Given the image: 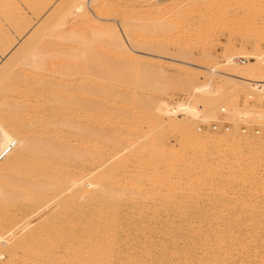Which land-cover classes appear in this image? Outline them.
I'll list each match as a JSON object with an SVG mask.
<instances>
[{
    "label": "bare ground",
    "instance_id": "bare-ground-1",
    "mask_svg": "<svg viewBox=\"0 0 264 264\" xmlns=\"http://www.w3.org/2000/svg\"><path fill=\"white\" fill-rule=\"evenodd\" d=\"M71 1L74 3L73 7L77 8L79 5L81 8L85 7L87 2V0H62L65 6L68 4L71 6ZM114 1L112 4L110 0L108 2L113 5ZM138 1L134 0L123 4L120 2L118 6L110 7L108 2L98 4L99 0H90V5L93 7L97 5L99 10L102 6L99 13L105 11L108 14H103L116 16L118 19L120 15L124 14V17L130 14H126L127 12H135L138 6L146 2L143 0L144 2L139 5ZM262 1L264 4V0ZM63 6L60 11L58 10L60 13L56 11L57 9L52 10L29 35V38L23 40L17 50L0 66V154L11 147L9 152L0 158V201L8 199V202L15 207H22L26 198L41 191L50 198V222L44 223L42 226L44 238L50 239L53 249H51L52 254L48 255L46 244L40 245L39 251L44 258L43 264H264V244L261 243L262 237H264V209L243 211L226 208L221 210L186 209L182 205H175L177 198L164 193L161 188L164 186V179L160 174L164 171H160V173L157 170H148V158H144L140 163L139 168L144 171L137 181L132 174L136 172L134 168H127L125 171L122 180L125 184L129 183V187H126V184L125 188L121 189L118 175L113 173L118 168V146H130L129 151L132 157L142 153L152 158L159 157L158 162H160L163 158L162 153H165V149L159 146L160 141L175 135L174 137H179V142L177 140L179 144L175 145L174 153L183 152L190 161L199 156L200 148L212 145L225 159L223 163L215 164L216 169L220 167L223 172H226L232 169L231 166L238 171L242 167H248L252 174H255L257 166H260V161L256 156L246 159L244 154L253 149H263L260 138L252 136L248 139L249 137L245 138L246 136L244 137L243 134L234 137L232 133L225 134L224 132L223 136L216 138L212 134L205 135L204 131V135H200L193 128L191 130L189 127L188 130L190 124L188 121H182L188 119L187 111L178 110L175 112L174 116L180 119L179 121L170 117L162 109L161 104L152 102L156 101L152 93L154 96L156 94L152 91L149 93V86L152 85L149 84L150 74L147 75L146 72V74L140 75V82H144V84L140 83L143 86V88L140 86L143 89L140 90L143 92L145 90L146 97L143 107L142 100L139 101L137 94L133 91L136 88L131 89L128 86L131 83H129L130 80L128 81L127 77L125 80L121 76L124 73L118 75L119 66L114 65L118 56L111 58L114 55L110 57L111 59H106L98 68L97 72L100 78L96 81L95 86L93 85L94 87L88 91L91 97L88 98L89 101L86 102V105L84 102L86 101L85 93L78 92L79 89H76V94L75 89L73 90L74 83L71 86L70 82H63L69 75L72 61L75 59L77 61L85 60L86 53L81 50L76 57L72 56L73 60L61 65L56 63V56L53 53L55 46L60 44L66 49H72V43L76 42L74 39L79 40L76 37V35L79 36L78 33L80 36L85 33L92 34L99 44L98 47L105 45L107 48H114L116 44L124 48V44L121 42V34L117 31L118 29L114 32L111 31V35L110 32L106 33L110 35L112 41H106L107 35L102 39L103 30L101 29L106 23L102 27L101 21H95L89 8L86 7V9L83 8L85 13L82 12V14L84 13L83 18L85 17L84 22L81 18L82 25L79 24V21L76 23L81 26H79L81 32H78V27L75 26L77 32L74 34L76 33V35L72 34L73 30H69L71 27H65L66 14L60 15L63 9L68 8V6L67 8L65 6L63 8ZM96 9L95 12H98ZM128 17H125L128 20L124 18L127 23L123 21V24L125 23L126 31L128 28L129 32L127 33H133L130 28L132 27L131 18ZM107 27L104 29H114ZM56 30L66 31L64 32L66 34L63 33L59 38L54 37L53 33ZM69 31L72 35H68ZM129 36H133V34H129ZM134 36L137 37L135 34ZM38 37H42V45L36 48L31 47L32 41ZM4 41L5 44L9 42L8 39ZM108 41L110 45L106 44ZM104 42L106 43L104 44ZM131 42L135 44L134 41ZM261 43L259 41L258 45L256 43V47H253L256 61L252 66L239 67L233 61V55H227L225 56L226 60L224 59L230 66L227 70L222 69V65L220 66L216 59L214 64L210 62L211 65L205 67L192 61L185 62V57L183 60L181 59L184 61L182 67H186L185 72L187 68L188 70H198L203 67V70L206 68L212 73L219 72L229 80L243 79L245 81L244 79L253 77L248 81L254 82L255 88H260V86H264V65L262 64L264 51L261 49ZM116 45L114 50L112 48L113 52L115 49L118 50ZM121 47L120 51L123 49ZM127 47L123 49L124 52L129 50ZM189 53L193 52L189 51ZM189 53L185 51L182 54L190 55ZM177 56L179 57V55L171 54L167 59L180 61ZM204 57L209 56L205 53ZM191 59L189 58V60ZM205 59L208 61L207 58ZM112 61L114 63L111 64ZM60 67L65 70L61 76H57L56 73ZM123 80L128 82H123ZM77 81L80 82V79ZM119 82H123V84L118 85ZM143 92L142 94H144ZM118 94L120 102L125 105H121L124 106L125 115H129L132 119L130 128L133 124L138 126L136 138L118 139L117 126L97 132L98 128H104V122L118 120L116 119L119 109ZM152 103L154 107H158V110L151 107ZM139 106L140 108H138ZM77 109L85 110L77 113ZM139 111L141 115L139 114V123L136 124L137 119L134 116ZM80 117L89 123L88 127L95 126L97 129L91 132L84 130L85 132L76 137V131L80 127L77 121L80 120ZM156 118L160 123L153 125L152 122ZM113 123L118 125V121ZM213 128L216 129L214 126ZM148 129H151L150 134H147ZM152 142L157 143L154 144L155 147ZM104 144H109L112 149L110 158L101 159L92 156L89 159H80L83 154L86 155L80 146L87 150L90 149L91 153V150L95 151L98 147H104ZM229 150L239 151V154L230 160L227 156ZM237 170H234V176L238 173ZM237 176L235 179H240ZM152 182L159 186V191L156 194L158 196L155 197V206L146 209L143 202L139 200L141 197H135V193L140 195L145 193L146 195V192L148 193L147 186ZM170 203H174L175 208L165 207ZM3 208L11 210L8 206ZM14 218L16 217L11 214L8 216V225L16 222L17 218ZM92 224H95L96 233L92 239L97 241L96 245L87 240ZM46 226L49 227V231ZM48 232L49 236L46 234ZM248 244L252 246H247ZM255 257L259 260L256 261Z\"/></svg>",
    "mask_w": 264,
    "mask_h": 264
},
{
    "label": "rangeland",
    "instance_id": "rangeland-1",
    "mask_svg": "<svg viewBox=\"0 0 264 264\" xmlns=\"http://www.w3.org/2000/svg\"><path fill=\"white\" fill-rule=\"evenodd\" d=\"M108 1L99 0L98 4H105ZM113 1L114 0L111 2L110 0V3L112 4ZM130 1L132 2L134 0ZM130 1L115 0L114 2H117V4L114 3L113 5L118 6L120 2H122L120 4H123ZM259 1L260 0H146V2H144L143 0H139V5L144 3L138 6L135 12H125L126 14L130 13L126 16H129V19L131 18L132 27L130 28H132L133 31V33H127L129 32L128 28L126 31V27H124L125 23L123 24V21L127 23V21H125V19H127L125 18L126 16L123 17L124 14L122 16L120 15L121 17L118 16V19L121 20H118L116 16L105 15L108 13H105L104 10V12H100L102 13L100 14L99 11L102 10V6H100L101 8L99 10L97 5L93 7L90 5V0H87L88 3L86 2L85 7L87 9L89 8L93 19L95 21H101L102 24H100L102 27L103 24L106 23L104 27L108 26L114 28L109 30L103 27V29H101L103 30L102 39L103 36L105 38L108 32H110V35L111 31L114 32L117 29V31L120 32L121 42L124 44V48L123 46L121 47V45L117 46L115 44L118 48V50L115 49V53L113 52L115 45L114 48L111 46V48H107L105 45H102L103 47H98L99 44L92 34H86L83 31L82 32L85 34L81 36L80 33H78L79 36H77L76 33L74 34V32H77L75 31L76 27H78V32H81L79 31L80 25L77 24V26L76 23L78 21L80 22L81 18V20L85 18H83L86 9L84 6H82V8L80 5L78 8L75 6L73 7V1L70 2L71 6L69 4L65 6L62 0H0V66L17 50L19 44H21L23 40L29 38V35L32 34L34 29L43 22V19H45L52 10L54 11L57 9L56 11H60L62 9L61 6L64 5L65 8L68 6L66 10H62L63 13L61 11L60 15L66 14L65 27L70 26L71 28H69V30H73L72 34L76 35L79 40L77 41L74 39L76 42H71L72 49H66L60 44L56 45L53 53L56 56V63L61 65L62 63L73 60L71 59L72 56L76 57L77 53L81 52V50L86 53L85 60L77 61V59H75L72 61L69 68V75L63 80V82L66 81V83L70 82L71 86L73 83L75 84L73 90L75 89L76 94L78 89V92L85 93L86 101L84 102L86 105V102L89 101L88 98L91 97L88 91L95 86V83H97L96 81L100 78L97 72L98 68L106 59L116 58L118 56V59H116L118 62L115 61L114 64L115 66H119L117 70L118 75L124 73V75L121 76H123L125 80L126 77L128 81L130 80L129 83H131L128 86L131 89H134V87L136 88V90L134 89L133 91L137 94V99L139 98V101L142 100V104L141 102L140 104L143 105V107L146 97L144 93L145 90L144 92L142 91L143 86L141 84H144V82H140V75L146 72L147 75H151H149L151 79L149 84L152 86H149V93L155 92L156 94L155 96L154 93H152L153 95L151 94L154 100H156L152 102L158 103V105L161 104L162 109H164L170 117H174L179 121L180 119L174 116L175 112L178 110L187 111L189 117L182 121H188V124H190L188 130L190 127L191 130L193 128V130L200 135H204L206 132L205 135L212 134L213 137L216 138L223 136V132L225 134L232 133L234 137L243 134L244 137L246 136L245 138L249 137L248 139H250V137L252 138V136H256L255 138H260V143L263 147V149L261 148L262 150L253 149L244 154L246 159L256 156L260 161H258L260 166H257L255 174H252L248 167H242V169H240L241 171L239 170L241 173L232 166L231 168L233 170L230 169L226 172H223L220 167H218L220 169H216V167H214L215 164H221L225 159L218 154L216 148L212 147V145L200 148V154L204 155L199 154V156H197L198 159L195 158L192 161H190L188 156L183 152L180 154L174 153L176 148L175 145L179 144V137H174L175 135L160 141L159 146L165 149V153H162V155L159 153L163 156L160 162H158L159 157L152 158L142 153H139L136 157H132L129 151L131 147L121 145L118 146V168L113 172L115 175H118V179L120 180L119 187L124 189L127 184L122 180L127 168L135 169L136 172L132 174L136 177L137 181L138 178L141 177L142 171H144V169L140 170V163L144 158H148V170L164 171L160 174L164 179V186L161 188L164 190V193L172 196L174 195L173 197L177 198L175 200V205H182V207L186 209L221 210L226 208L241 211L264 209V86H260V88L257 87L258 89L255 88V83L251 80L248 81L253 77L247 80L244 79L245 81H243V79H239L240 81L238 79L229 80V78L225 77L223 74L217 73L216 71L212 73L205 68L207 72L205 69L203 70V67L198 70H188L187 68L186 72L184 71L186 67H182L184 61H192L193 63L209 67L210 62L215 63L218 60L217 63H220V66L222 65L221 68L227 70L230 67L225 61V56L227 55H233V61H235L239 67L254 65L256 61L254 55L256 43L258 45V42L261 41V49L264 51V22L262 23V21H264V16L261 17V15H264V4L262 0ZM110 3L108 2L107 4ZM111 4L110 7L113 6ZM95 8L98 10V12L96 11L97 13L95 12ZM59 11L58 13H60ZM82 12L84 13L82 14ZM79 24H81V22ZM70 31L68 35L71 33ZM64 32L56 30L53 34L54 37L59 38ZM87 32L90 33L89 31ZM129 34H133V36L135 34L137 37L129 36ZM110 35H107L108 39H106V41L113 40L110 38ZM5 39L6 41L8 39L10 43L8 42L6 45ZM41 40H43L42 37L34 39L31 43V47L36 48L41 46L43 43ZM109 41L108 43L104 42V44L110 45ZM131 41H134L135 44L138 43L135 45ZM125 46H128L127 49L129 50H125L124 52L123 49L126 48ZM120 47L123 48L121 51ZM231 49L233 50L231 51ZM184 50L186 53H189V51L193 53H189L190 55H183L182 53H185ZM204 52L209 57H204ZM170 53L173 56L179 55L177 59L180 58L178 59L180 61L168 60L167 57H170ZM203 54L204 56H202ZM188 56L190 59H193L189 60ZM205 58L208 59L209 63ZM181 59H184V61H181ZM119 61L121 62L119 63ZM112 63H114V61H112L111 64ZM262 64L264 65V62ZM130 65L131 67H129ZM62 68L63 67L59 68V71L56 73L57 76L63 74L65 69ZM81 71L84 72V74H82ZM133 73L134 75H132ZM77 79H80V82L77 81ZM128 81L123 80V82ZM123 82H119L118 85L123 84ZM138 86H142V88ZM142 92L144 94H142ZM144 97L145 99H143ZM153 103L151 107L157 109L158 107H154ZM121 105H124V103L120 102V96L118 94L119 109L118 117L116 118L118 120L113 121H118V125H115L113 122H104V128L101 129L100 127L97 129L95 126L88 127L89 123L80 117V120L77 121L80 127L76 131V137H79L86 130L91 132L97 129V132H100L117 126L118 139L126 140L128 138H136L138 126L133 124L130 128L132 119L129 115H125V105L123 107ZM140 106L138 108H140ZM128 107L131 108V106ZM223 108L226 109L224 110ZM78 109L77 113L78 111L83 112L85 110L83 109L82 111ZM139 114L140 111L134 116L137 119L136 124L139 123ZM190 114H193V116H190ZM157 123L160 122H158L156 118L152 124L157 125ZM213 126H217V128L215 129ZM150 130L151 129H148L147 134H150ZM152 144L154 146L155 143L152 142ZM104 145V147H98L95 151L91 150V153L90 149L87 150V148L80 146V148L86 152V155L83 154L80 159L85 160L86 158H92V156L93 158L96 157L101 159L110 158L112 149L109 144ZM227 152L228 159L230 158V160L239 154V151L235 150H229ZM234 170L238 171L239 174L236 173L240 179H235L237 174H235L236 176L233 175V173H235ZM238 176L237 178H239ZM128 185L129 183L126 187H129ZM147 188L148 193L146 192V195L145 193H142V195L135 193V197H141L139 200L143 202L142 204L146 209L155 206L154 202H156L155 199L158 196H156V194L159 191V186L157 183L152 182ZM24 202L25 204L22 207H15L12 203L8 202V199H2L0 201V264H43L44 258L39 251V247H41V244L44 245V243L46 244L45 247L48 255L52 254L51 249H53V244H51L50 239L44 238L42 226V224L50 222V198L41 191L34 196L26 198ZM173 204L174 203L167 204L165 207L173 209L175 208ZM5 206L10 207L11 213L9 209L5 210L3 208ZM9 213L17 218L16 222L12 225H8ZM92 225L93 226L90 225V233L87 240L94 242L96 245L97 241H93L92 239L96 233L95 224ZM46 228L47 231H49V227L46 226ZM46 234L48 236L50 235L49 232ZM261 243L264 244V237H262ZM251 244L247 246L251 247ZM95 245L92 244V246ZM255 260L257 261L259 259L255 257Z\"/></svg>",
    "mask_w": 264,
    "mask_h": 264
},
{
    "label": "built area",
    "instance_id": "built-area-1",
    "mask_svg": "<svg viewBox=\"0 0 264 264\" xmlns=\"http://www.w3.org/2000/svg\"><path fill=\"white\" fill-rule=\"evenodd\" d=\"M214 127L217 128V126H214ZM10 149H11V147H8V148L5 149L3 152H1V154H0V158L4 157V156L9 152Z\"/></svg>",
    "mask_w": 264,
    "mask_h": 264
}]
</instances>
